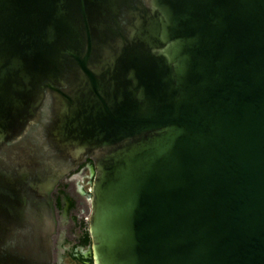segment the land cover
I'll return each instance as SVG.
<instances>
[{
    "label": "water",
    "instance_id": "water-1",
    "mask_svg": "<svg viewBox=\"0 0 264 264\" xmlns=\"http://www.w3.org/2000/svg\"><path fill=\"white\" fill-rule=\"evenodd\" d=\"M88 159L94 264H264V0H0V264Z\"/></svg>",
    "mask_w": 264,
    "mask_h": 264
},
{
    "label": "flooded vegetation",
    "instance_id": "flooded-vegetation-1",
    "mask_svg": "<svg viewBox=\"0 0 264 264\" xmlns=\"http://www.w3.org/2000/svg\"><path fill=\"white\" fill-rule=\"evenodd\" d=\"M94 177L95 165L88 159L53 193L58 223L53 238L54 264H94L89 222Z\"/></svg>",
    "mask_w": 264,
    "mask_h": 264
}]
</instances>
